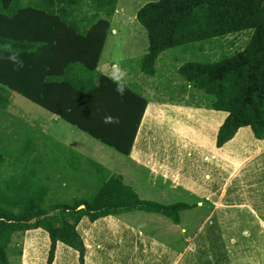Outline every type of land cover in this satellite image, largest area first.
Segmentation results:
<instances>
[{"label":"trees","instance_id":"1","mask_svg":"<svg viewBox=\"0 0 264 264\" xmlns=\"http://www.w3.org/2000/svg\"><path fill=\"white\" fill-rule=\"evenodd\" d=\"M117 1L0 0V113L9 106V92L16 93L128 156L147 100L126 85L117 95L113 82L98 71ZM135 19L147 37L140 70L150 77L156 73V59L168 49L252 30L242 51L217 62L183 64L177 73L212 97L209 109L227 113L217 131V148L242 127H249L257 140L264 139V0H157L140 7ZM9 52L24 61L23 68L13 71L3 59ZM105 115L115 122L104 123ZM15 143V154L31 161L40 158L33 135ZM8 153L0 147V264H10L12 236L29 230L47 233L46 264H52L57 243L76 251L78 264H84L86 249L76 229L82 218L95 222L142 211L178 225L179 212L197 205L141 200L120 177L89 159L79 165L68 159L64 166L76 173L79 184L89 187V196L48 204L47 190L34 171L14 165L8 170Z\"/></svg>","mask_w":264,"mask_h":264},{"label":"crops","instance_id":"2","mask_svg":"<svg viewBox=\"0 0 264 264\" xmlns=\"http://www.w3.org/2000/svg\"><path fill=\"white\" fill-rule=\"evenodd\" d=\"M118 1L112 19L125 16L117 7ZM111 29L102 55L107 43L121 34L119 28ZM146 49L137 52L138 56L143 57ZM135 54L130 51L127 57ZM109 67L98 71L109 77ZM149 107L152 122L145 128L144 116ZM144 116L126 156L130 164L126 170H133L132 178L146 181L160 194L182 191L195 199L197 207L204 205L207 210L200 227L204 226L205 260H216V264H264V139L257 140L249 127H242L217 148V131L227 113L203 106L147 101ZM108 171L122 180L126 174ZM62 185L66 187L67 183ZM76 188L87 192L89 187L78 183ZM119 215L93 223L85 217L80 220L76 229L86 249L84 264H177L184 256L177 254L173 246L131 229ZM196 232L186 238L190 246L185 247V254L197 251L195 244L202 238ZM13 236L15 264H46L49 239L45 231L29 230ZM9 246L12 249L13 243ZM52 264H78V254L57 243Z\"/></svg>","mask_w":264,"mask_h":264},{"label":"rangeland","instance_id":"3","mask_svg":"<svg viewBox=\"0 0 264 264\" xmlns=\"http://www.w3.org/2000/svg\"><path fill=\"white\" fill-rule=\"evenodd\" d=\"M155 1L157 0L118 1L117 7L120 10L123 9L125 16L120 15L116 19L111 17L110 23L112 27L119 28L121 34L107 43L104 55L99 61L98 70H104L108 64L111 70L110 63L119 61L121 68L125 70L124 85L143 96L148 102H169L203 106L204 109H209L212 97L187 83L177 73V68L186 63L206 64L228 58L245 48L253 31L245 30L168 49L158 56L155 62V75L146 76L140 70L142 55L138 56L137 52L146 48L147 37L145 30L135 20V14L144 4ZM129 17H133V20L130 21ZM118 21H121V24ZM130 51H136V54L127 57ZM8 98L9 106L0 113V147L8 149L9 153L5 158L8 170L10 171L14 165L21 170L34 171L41 185L47 190L48 204H69L73 200L85 199L89 196L86 191L76 188L80 183L76 173L70 174L68 170H64L68 159L78 165L85 159H89L101 165L104 171L110 170L116 175L126 172L122 175L124 183L130 186L141 200H149L164 206L176 203H186L190 206L196 204L193 197H188L182 191L166 190L160 194L148 187L146 181L133 179L131 176L133 170H126L130 164L125 156L99 143L63 120L55 118L46 110L16 93L9 92ZM151 122L152 110L149 107L144 116L145 128ZM30 134L35 138L38 151L42 153L35 161H31L27 155L20 157L15 154V142H22ZM75 153L79 155L78 158H73ZM63 182L67 183L66 187L62 185ZM93 186L95 188L96 184ZM206 210L203 205L179 212L182 224L180 223L177 227L169 218L155 213L134 211L119 216L126 221L128 227L140 231L145 237L158 239L173 246L177 254L184 253L177 264H216V260L204 259V226L200 227V225L206 215ZM182 229H185V233ZM122 231L132 234L127 229H122ZM195 232L202 238L198 240L199 243L195 244L198 249L194 254H185L187 251L185 247L190 246L186 244V238H192ZM16 236L19 235L16 234ZM14 239L11 240L13 248L9 246L7 249L8 261L11 264L16 263L15 253L12 252L15 246ZM256 258L259 259V254Z\"/></svg>","mask_w":264,"mask_h":264},{"label":"clouds","instance_id":"4","mask_svg":"<svg viewBox=\"0 0 264 264\" xmlns=\"http://www.w3.org/2000/svg\"><path fill=\"white\" fill-rule=\"evenodd\" d=\"M4 47H9V45H4ZM3 59H6L9 64L11 65L13 71L19 70L24 67V61L20 59L15 52H9V54L6 57H3ZM124 77H125V70L121 68L119 61L113 63L111 65V70L109 73V79L114 84V91L117 93V95H122L124 92ZM104 123H114L115 118L110 115H105L103 117Z\"/></svg>","mask_w":264,"mask_h":264}]
</instances>
